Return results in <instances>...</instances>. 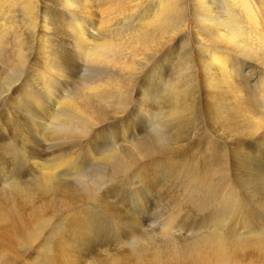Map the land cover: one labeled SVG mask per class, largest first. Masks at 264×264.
<instances>
[{
    "label": "rangeland",
    "instance_id": "rangeland-1",
    "mask_svg": "<svg viewBox=\"0 0 264 264\" xmlns=\"http://www.w3.org/2000/svg\"><path fill=\"white\" fill-rule=\"evenodd\" d=\"M137 1H144L140 6L144 7L143 10L139 8L137 14L133 11L132 15L129 12L127 19L121 15L115 16V23L111 22V25H115L113 28L110 26L112 29L105 34L108 39L119 41L120 37L126 41L131 33L130 29L142 25L141 18L146 15L145 12L151 15L159 7L157 0H150L151 3L149 0ZM185 1L184 7L171 15L174 25L188 19L190 22L189 28L180 33L182 35L179 37L182 38L175 48L180 63L174 70L169 66L176 59L169 53L158 60L151 58L156 53L142 55V64L138 63L139 57L142 58L140 55L133 56V49L136 48L140 50L138 52L154 48L160 54L165 46L164 41L177 33L174 25L165 28L151 27L150 31L142 29L141 34L146 37L147 43H143L140 37L133 49L130 45L115 46L108 55L109 62L97 60L93 49L83 52L77 42L70 43L73 47H69V44H62L54 38L55 45L60 47V52L67 60L64 66L67 75L62 80L56 78L52 81L51 91L56 92L63 103L61 106L57 103L53 105L51 114L46 116L47 120L38 116L41 123L46 122L44 126L34 119L36 115L49 111L43 109L42 104L40 107L36 104L30 106L33 98L28 93V89L33 88V79L42 66L43 59L40 34L34 31L33 18L38 10L39 14L47 18L55 17L57 13L54 11V14L52 8L49 9L50 1L44 0L39 7L35 6V13L31 16L24 11L15 10L5 17L12 28L9 27L4 33L11 37L0 45V208L14 215V223L19 221L21 215L19 222L22 225L16 223L20 228H13V221H9L10 224L7 221L9 225L6 230L16 229L13 239L15 241L17 234V242L13 241L14 244L20 245V239L25 240L20 248L14 245L15 249L18 248L15 251L17 253L13 249L11 252L14 256L12 253L8 254L12 258H5L8 264H11L15 254L21 256V253L24 256L23 264H54L51 256L54 252H59L63 241L68 240L69 247L72 244L71 223L77 217H81L82 223L89 226V237L92 239L88 237L90 241L87 243L97 246L96 252L100 253L90 264H102L104 261L105 264H115L116 258L125 264H138L145 259L142 262L145 264L155 253L166 259L170 258L171 251L174 250L179 254L183 252L182 255L188 254L196 244H203L201 240L211 236L210 233H228V237L241 241L238 245L245 247L238 246L239 253H252L254 250V254L259 259L261 257L259 264L262 262L264 247L258 248L255 243L264 237V155L254 151L253 147L250 150L256 153L255 156L225 146V141L232 136L247 135V123L244 121L237 123L238 127L230 125L235 127L233 131L230 129L231 135H227L229 130L225 127L219 131V135H223L220 138L221 147H212L209 140L213 124L229 112L225 107L229 99L223 102L224 105L220 103V106L217 103L218 91L210 93L206 86L194 79L193 72L199 68L202 49L198 41L203 38L196 34L200 28L194 21L195 10L192 3ZM92 2L99 13L109 14L110 0ZM213 2L217 4L220 1ZM59 3L60 0L54 3L56 8H62L63 4ZM0 16L4 19V15ZM57 20L58 24L49 32L62 31V21L65 19L60 15ZM65 31L63 29V33L57 35H65ZM127 35L128 38L123 39ZM204 38L212 40V32L206 31ZM260 54L258 52L259 57L262 56ZM148 59L151 61L145 62ZM239 70H242V64L239 65ZM165 72H170L171 76L163 77L161 83L160 77ZM263 73L264 69L259 77ZM252 75L256 76L257 73ZM181 82L183 83L179 85ZM253 82H246L245 89L256 91L258 88L252 86ZM173 89L178 90L174 93ZM34 90L37 91L36 88ZM41 101L54 103L49 97ZM68 102H74L76 107L68 105ZM191 102H194L193 105ZM27 104L30 106V115L27 114ZM258 107L259 111L264 108ZM218 111L220 112L215 113ZM220 121L228 125L224 119ZM182 128L190 129V134L183 133ZM170 153L181 154V157L167 159ZM224 164H227L226 167ZM254 173L260 179L255 178ZM18 208L22 209L20 211L24 210L27 216L20 213ZM17 210L19 213H16ZM29 217L32 221H29ZM25 218L28 222L24 221ZM221 219L225 220L222 222ZM0 220L4 222L6 218L0 217ZM21 248L31 258L27 259V254L24 255ZM18 250L22 252L19 254ZM5 253L4 256L0 255L2 260L7 255Z\"/></svg>",
    "mask_w": 264,
    "mask_h": 264
},
{
    "label": "bare ground",
    "instance_id": "bare-ground-1",
    "mask_svg": "<svg viewBox=\"0 0 264 264\" xmlns=\"http://www.w3.org/2000/svg\"><path fill=\"white\" fill-rule=\"evenodd\" d=\"M43 1L44 0H0V14L4 15L3 16L4 19L0 18V45H2V43L5 44L7 39L9 37H11L9 34H4L8 30L9 27L12 28V26L9 25L10 23L8 24L5 17L10 16L12 12H15V10L24 11V12H26L27 15L31 16L32 14L35 13V10H34V9H36L35 6L39 7V5H41V2H43ZM49 1H50L49 4L47 3L49 5V9L51 10V8H52V12L54 13V11H55L57 13V16H55V17L52 16L50 18H47L46 16L39 14V10L37 8L38 11L36 12V17L33 18V20H34V22H33L34 23V26H33L34 31L38 35L40 34V39H41V44H42L41 47H43V51H42L43 52V59H42V66L38 69V73L36 74L35 78L33 79V82H34L32 85L33 88L28 89V90H30L28 93L30 94L31 98H33V99H31V102H30L31 105L30 106H32V105L34 106L36 104L40 107L42 104L41 107H43V109L49 111L46 113H41L39 115H36V118L34 119V121L40 125H42V123H43V126L46 124V122L42 121V123H41V121H39L40 118L45 120L46 116L51 114V109H52L54 104L57 103L58 106H61V104L63 103L61 101L60 96H58L56 94V92L51 91L52 90L51 87L53 86L52 85L53 79H56V78L61 79L65 75V73H66L65 69L66 68H64V66L66 64L65 61L67 62V60L64 58L65 55H63L60 52V47L55 45V43H54L55 39L58 42L61 41L62 44H69V47H73V46H70L71 45L70 43L77 42L79 44L80 48L83 50V52L87 53L86 49H88V50L93 49L94 55L96 56L97 60L99 59L100 61H108L109 62L110 56H108V55L115 46L126 47L127 45H130L131 48L134 46L136 47L135 44L138 43V40L140 37L144 41L143 43H145L147 40H146V37L143 34H141L142 29H145V30L149 29L148 31H150L152 29L151 27L165 28L166 26H168V27L173 26L174 22L172 21V17H171L172 13L177 12L184 7V0H157L158 5H159L158 9L155 10V12L151 15H148L147 12H145L146 15L141 18L142 25L141 26L139 25V27H136V26L132 27L130 29L131 33L129 34V38H128V35L126 37H123V39L128 38L126 41H123L122 38L120 39V37L118 39L119 41H114V39H112V38L108 39L109 37H107V35H105V34L108 33L110 26H112V28H113V26L115 25V24L111 25L112 24L111 22L115 21L114 20L115 16L121 15V17L123 16V17H125V19H127L126 17H127V14L129 12H130L129 13L130 15H132L133 11H135V12H133L134 14L135 13L137 14V11H139L138 9L140 8V6L142 7V4L144 1L139 2L137 0H120V1L110 0V2H111L110 8H109L110 12H109V14L106 12L105 15L102 14L101 12L99 13L97 11V9H95L96 6L92 2L94 0H60V3L63 4L62 8H56L55 7L54 3L56 2V0H49ZM213 1L212 0H186L185 1V2L192 3L193 10H195L194 21H195V23H197V25H199V28H200L196 31V34H199L198 37L203 38V39H200L198 41L199 45L202 46V49H201V53L199 54V68H196V72H193L194 73V79L198 80V82L202 86H206L207 89L210 90V93H211V91H214V92L218 91L217 103L220 106H221L220 103H222L224 105L223 102H225L229 99L225 103V105H226L225 107L229 112L226 113L225 116L222 115L220 117V119L216 122L215 125L213 124V130H211V134H210L212 137H210L209 141H210V143L214 149H216L217 147H221L220 138H222L223 135L221 134V136H220L219 131H221L225 127L227 130H229L227 135H231L230 129H232V131H233V129L235 127H230V125L233 126V124H234L236 126L237 123H239L240 121H244L245 123H247V127H246L248 129L247 135H241V136H237V137L232 136V138L227 139L225 141V146H227L229 148L234 147L235 150H240V151L243 150L244 152L242 151V153H245V154L247 153V155H254V153H255L254 151H256V152L259 151L261 155H264V111L261 112V110H264V108H262L260 111L257 109L258 106L264 107V73L262 74L261 77H259L260 73L264 69V67L262 68V64L264 65V62L262 61V59H264V0H219L220 2L219 3L216 2L217 4H215ZM150 3H151V1H150ZM59 4H56V5L58 6ZM153 7H151V8H153ZM143 8H140V9L143 10ZM41 10H43V9H41ZM129 14H128V16H130ZM139 14H142V13L140 12ZM49 15H50V12H49ZM60 15L65 19V21L64 20L62 21V23L64 25V28H62V31H63V29L66 30L65 31L66 34L65 35H63V34L57 35L58 32L57 31L54 32L53 30L52 31L54 33L51 34L52 31L51 32H49V31L56 24H58L57 18ZM137 17H139V16H137ZM188 20L183 21L181 23H177L174 25V29H176L177 33L176 34L174 33L173 34L174 36H171L170 38H167L169 35L166 37L167 39L164 41L165 42L164 49L161 51L160 54L157 53L156 52L157 49H154V48L153 49H142V50H145V52H138V51H140L139 49H137V48L133 49L132 48L136 52V53L134 52L133 56H136V54H137V55H140L142 57V58L139 57L138 63L139 64L144 63L141 61L144 59L142 55L146 56V54H149V53H156L151 58L158 60L163 55H164V57H166V55L169 53L168 55H170V56L173 55V57H175V59H176V61H174L172 66H169L171 70H174L175 67L180 63L178 55L175 52V48L177 47L179 40L182 38V36H181V38L179 37L180 35H182L180 33H182L183 30H186L189 28L190 22ZM63 25H61V26H63ZM41 29H43V31H41ZM206 31L209 33L212 32V40H207L209 37L207 39L204 38ZM41 32H42V34H41ZM61 32H59V33H61ZM163 32H164V30H163ZM172 33L173 32H171V34ZM160 34L161 33L159 32L158 35H160ZM196 34H195V36H196ZM207 35H209V34H207ZM155 37H156V35H155ZM161 38H163V37H161ZM154 39H156V38H154ZM204 39H206V40H204ZM196 40H197V38H196ZM155 42H156V40H155ZM141 43H142V41H141ZM64 46H66V45H64ZM141 46H142V44H141ZM198 48H200V47H198ZM260 49L262 52L260 51ZM257 51L259 52V54L261 52V54H262V56L260 54L261 57L258 56ZM38 53H39V51H38ZM250 53L253 54L254 56L250 55ZM68 56H70V54ZM150 61H149V59H148V61L145 60V62H147V63H149ZM40 64H41V62H40ZM241 64H242V70H239V65H241ZM180 69H183V68H180ZM252 73H255V74L257 73V75L253 76ZM169 76H171L170 72L163 73L161 75V77L159 76L160 77L159 82L162 83L161 80L163 79V77L167 78ZM187 77H190V76L188 75ZM256 77H259V78L257 80H255ZM249 81L250 82L254 81L252 86L258 88L256 91L252 92L248 88L245 89V87H244L245 83L246 82L249 83ZM64 82H65V80H64ZM182 83L183 82L179 83V85H181ZM196 83H197V81H196ZM186 84H187V82H186ZM175 86L176 85H173V87H175ZM152 87H153V84H152ZM34 88H36L37 91H35ZM187 89H188V87H187ZM167 90L169 91V89H167ZM176 90H178V89H176ZM175 91L173 89L174 93H175ZM49 92H51V93L49 94ZM186 92H187V90H186ZM45 94L48 96H45ZM186 94H188V93H186ZM57 96L59 97L60 100L57 99L58 98ZM45 97H49V99H52L54 103H46V102L43 103L41 100H43ZM213 99H215V98H213ZM175 100H173V101H175ZM69 101H71V100H69ZM188 101H190V100H188ZM73 103L68 102V105L71 104V105H74L76 107V104H73ZM193 103H192V105H193ZM188 105H190L189 102H188ZM188 105H187V107H188ZM30 106L28 105L29 108L27 109L28 110L27 114H29V115L31 112ZM71 107H73V106H71ZM77 109H78V107H77ZM79 109L83 112L81 107H79ZM188 109H189V107H188ZM220 111L215 112V113H219ZM191 113H192V111H191ZM224 113H222V114H224ZM38 116L40 117L39 120H38ZM25 118H28V116H26ZM223 119L225 122H228L229 126L227 125V123L225 124L222 121H220ZM214 127H217L220 130H215ZM236 127H238V126H236ZM182 130H183V128L181 129V131ZM189 130L190 129H185V130H183V133L186 132V134H190ZM179 132H180V130H179ZM221 133H223V132H221ZM233 133L234 132H232V134ZM243 133H246V131ZM178 135H180V134H178ZM183 137H184V135H183ZM35 143H36V141H35ZM79 145H80V143H79ZM252 147L254 148L253 152H251V150H250ZM32 151H33V149H32ZM29 154L31 155V152H29ZM178 157H181V154H177V153L171 154L170 153L169 157H167V159L168 158L175 159ZM64 160H62L63 163H64ZM60 163H62V162H60ZM247 164H248V162H247ZM226 165H225V167H226ZM246 167H244V168H246ZM249 167H250V165H249ZM59 168H61V165H59ZM57 170H58V167H57ZM154 172H156V171H154ZM255 173L257 174V172H255ZM255 173H254V177L259 178V176H257L259 173L257 175ZM157 176H159V175H157ZM252 177H253V175H252ZM231 181H233V180H231ZM229 182H230V180H229ZM136 185H137V183H136ZM245 190H246V187H245ZM161 191H159V192L162 194L163 192H161ZM3 205H4V203H3ZM23 207H25V206H23ZM41 208L39 207V209H41ZM0 209H2V207ZM12 209H13V207H12ZM28 209H29V207H28ZM2 210H5V211H2ZM2 210L1 211L3 213L1 214L0 217H4V218H6V220L4 222L2 220H0V223H1L0 239H2L0 241V244L2 242V244L0 245V255L4 256V253L6 251H7V253H5V254H7V255L4 257V260H2L3 257L2 258L0 257V260H1L0 263L2 262L1 264H3V262L6 261L5 264L6 263L8 264L9 262H7V260H5V258L7 256H10L8 254L12 253L11 251H13V249H15L16 246L17 247L19 246V248H20L22 246L23 242H25V240L23 241V239L22 240L20 239V242H22V244L20 243L21 246L14 244L17 242V240H16L17 234H15L16 237L14 236L15 241H16L15 242L13 239V235H14L16 229H13V228L17 227L16 223H18L21 220V215H19L20 216L19 221L16 219L18 222L14 223V221L12 220V217L14 215L10 214L4 208ZM13 210H16V209H13ZM18 210H19V208H18ZM18 210L16 211V213L18 212ZM20 210H22V209H20ZM23 211H20V213H24L26 215V212H23ZM25 211H28V210L25 209ZM36 211H37V209H36ZM33 213H35V212H33ZM27 214L29 215V213H27ZM35 214L40 216V214H38V213H35ZM15 215H17V214H15ZM32 216H30V217H32ZM172 216H174V215H172ZM228 217L229 216H227V218ZM238 217H240V216H238ZM241 217L243 218L242 215H241ZM23 218L24 217H22V220H23ZM26 218L24 219V221L27 220L26 222H28V219H26ZM33 218H34V216H33ZM80 218L79 217H77L76 219L74 218V220L71 223V229H70L71 235L70 236L73 240L72 244H70V247H69V244H68L69 241L68 240L63 241L64 243H62L61 245L59 244L60 245L59 252L58 251H57L58 253L54 252L55 254L52 255L53 257L51 256L52 263L54 262V264H90L93 261L94 257H95V259H97L96 256L97 257H98V255L100 256V253L96 252L97 246L95 247L93 244L87 243L88 241H90L89 239H92L89 237V229H88L89 226L88 225L86 226L85 224H83ZM13 219H14V217H13ZM30 220L32 221V218H30L29 221ZM33 220H36V219H33ZM224 220L225 219H223V221ZM228 220H229V218H228ZM1 221L4 223L3 225H2ZM7 221H8V223H9V221H10V223L13 221L14 227L12 228V230H6L7 226L10 224V223L8 224ZM24 221H23V223H24ZM36 221H38V220H36ZM221 221H222V219H221ZM122 222H124V220ZM174 222H176V221H174ZM246 222H248V221H246ZM6 223H7V225H6ZM19 223H21V222H19ZM172 223H173V221H172ZM225 223H228V221H226ZM120 224L122 225V223H120ZM220 224H222V223H220ZM21 225H22V223H21ZM228 225H229V223H228ZM19 226L20 225H18L17 228H20ZM38 227H39V225H38ZM122 227H123V225H122ZM116 228H117V226H116ZM241 228H243V227H241ZM250 231L251 230L249 229V232ZM219 232H221V231H219ZM16 233H18V231ZM212 234L214 235V233H210L211 236H208L206 239L201 240L203 242V244H200V245L196 244V246L193 248L195 250L193 251V249H192V251L188 252V254L182 255L183 252H182V254L181 253L179 254L177 251L174 250V251H171L170 258L166 259V258H163L165 256L161 257V255H156V253H155V254H153L154 256L153 255L151 257L147 256V257H150L151 259L145 264H259V260L261 259V257L259 259V256L254 254V252H255L254 250H253L254 252L252 251V253H249V252L243 253L244 251L242 252L240 250L243 254L239 253L238 252L239 250L237 251V247L239 246L238 243H240L241 241L231 239V237L227 236L228 233L223 234V235L221 233H217L214 236H212ZM30 236L31 235H28V237H30ZM24 237H22V238H24ZM28 237L26 238L27 240H28ZM88 237H89V239H88ZM32 238H31V240H32ZM13 241H14V243H13ZM18 241H19V239H18ZM253 244L250 243V245H253ZM256 244H258V248H259V246L261 248L264 247V237H261L260 239H258V241H256L255 245ZM14 245H16V246H14ZM243 245L245 246V244H243ZM247 245H246V247H247ZM240 247L245 248L243 246H239V248ZM17 249L14 250V253H17V252H15ZM9 250H10V252H9ZM22 250L24 251V249H22ZM55 251H56V249H55ZM149 251H150V249H149ZM18 252L20 254L22 251L18 250ZM159 252L161 253V251H159ZM21 254H22L21 256L19 255L20 257L17 254H15V255L18 257H16V256L13 257L14 256V254H13L12 257L14 259L11 260V264H23V263H25V262H23L24 260L22 261V257H24L23 253H21ZM26 254L27 253H25V251H24V255H26ZM115 255H117V254H115ZM142 255H143V253H142ZM29 257H30V255L27 254V259H29ZM144 257H146V256H144ZM89 258L90 259L92 258V260L90 261ZM8 259H12L11 256ZM136 259L137 258H135V260ZM142 259H143V257L140 260H142ZM8 261H10V260H8ZM114 261H115V264H125L122 261H120L119 258L114 259ZM138 261H139V259H138ZM143 261H145V259ZM143 261H141L140 263L138 262V264H142ZM263 261H264V259L262 260V262ZM262 262L260 264H264ZM102 264H105V261H104V263L102 262Z\"/></svg>",
    "mask_w": 264,
    "mask_h": 264
}]
</instances>
